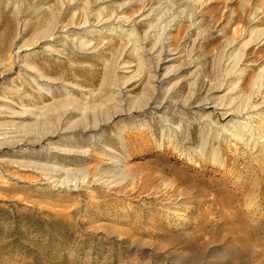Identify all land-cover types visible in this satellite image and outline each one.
<instances>
[{
	"label": "rangeland",
	"instance_id": "rangeland-1",
	"mask_svg": "<svg viewBox=\"0 0 264 264\" xmlns=\"http://www.w3.org/2000/svg\"><path fill=\"white\" fill-rule=\"evenodd\" d=\"M0 130V264H264V0H0Z\"/></svg>",
	"mask_w": 264,
	"mask_h": 264
},
{
	"label": "bare ground",
	"instance_id": "bare-ground-1",
	"mask_svg": "<svg viewBox=\"0 0 264 264\" xmlns=\"http://www.w3.org/2000/svg\"><path fill=\"white\" fill-rule=\"evenodd\" d=\"M151 1V0H150ZM152 9H150V7L149 8H142V9H140V11H139V16L138 17H141L142 19L143 18H146V19H148V18H152L154 15H155V10L153 9V7H151ZM161 9H162V7H161ZM159 13V12H158ZM105 17V16H104ZM113 17V16H112ZM170 17V16H169ZM168 17V18H169ZM106 18V17H105ZM124 18H125V16H123V15H119V14H117L113 19H115V21L116 22H118V23H121L123 20H124ZM111 19V18H110ZM110 19H108V20H110ZM192 19V18H191ZM99 20H101V21H105L104 19H99ZM112 21V20H111ZM174 22V23H173ZM172 23L173 24H175L176 23V20H174ZM192 22V21H191ZM170 24L169 25V27H168V32H170V30H171V28H172V25L173 24ZM170 39V38H169ZM154 52V51H153ZM155 53V52H154ZM176 52L172 49V47H171V44H170V41L169 40H167V41H165L164 43H162L161 44V46L160 47H158V49H157V60L155 61L156 63H155V65H154V67H153V69L150 71L151 73H150V81H149V83L151 84L152 83V86L154 87V85H153V82H154V79L155 80H157V78H161L160 76L162 75L164 78H165V75L166 74H169V73H171L170 71L171 70H173V69H170V67H171V64L175 61V59H176ZM152 62V61H151ZM152 67V66H151ZM173 72V71H172ZM162 77V78H163ZM173 77V76H172ZM167 78V77H166ZM198 78V77H197ZM171 80V79H170ZM209 80V79H208ZM159 83H158V85L159 84H161V80L159 79V80H157ZM157 81H156V83H157ZM169 81V80H168ZM163 83V82H162ZM162 86V85H161ZM152 87V88H153ZM205 87H206V85H205ZM158 89V88H157ZM160 89V88H159ZM161 90V89H160ZM153 91V90H152ZM159 91V90H158ZM172 91V90H171ZM154 92H155V90H154ZM170 92V91H169ZM168 92V95L170 94ZM156 94V93H155ZM160 94V93H159ZM167 95V96H168ZM157 96H158V98L160 97L158 94H157ZM166 96V97H167ZM171 96V95H170ZM151 98V97H150ZM163 98H164V94H163ZM168 98V97H167ZM157 97H155L154 96V98L152 99L153 101H154V103H156V104H158L157 106H161V105H165V101H162L161 100V102H158L157 100ZM171 99V98H170ZM249 99V98H248ZM149 102V101H148ZM170 102H171V100H170ZM187 102V101H186ZM175 103V102H174ZM184 103V102H183ZM150 104V103H149ZM152 104V103H151ZM172 104H170V106H171ZM175 105H177V103L175 104ZM69 106H72L73 108H78V109H86L84 106H82V103L78 100V99H76V98H69V99H67L65 102H63V103H60V106H58V108H56V110L57 109H59V108H63V107H69ZM155 106V105H154ZM168 106V105H167ZM82 107V108H81ZM88 107V106H87ZM95 107V106H94ZM166 107V106H165ZM89 109V108H88ZM244 109V108H243ZM47 110V109H46ZM170 111V110H169ZM86 112V111H85ZM176 112V111H175ZM35 113V112H34ZM39 113V112H38ZM44 114H46V112H43ZM66 117H67V121L68 122H72V123H77V122H86L87 120H86V118H85V116H82L81 118H77V119H79V120H75V117H76V111L75 110H71V109H68V112L66 113ZM108 116V119L110 118V116L109 115H107ZM256 116V115H255ZM52 117V116H51ZM200 117V116H199ZM47 118V117H46ZM45 118V119H46ZM54 118V117H53ZM52 118V119H53ZM163 118V117H162ZM50 119V118H49ZM57 119V118H56ZM107 119V120H108ZM159 119H160V117H159ZM47 120V119H46ZM45 121V120H44ZM57 121V120H56ZM205 121V120H204ZM50 122V121H49ZM49 122H47V123H49ZM95 124L97 123V122H95V120L93 121ZM46 124V123H45ZM50 125H52V123L50 124ZM241 126H242V124H241ZM47 127V126H46ZM3 128V127H2ZM5 128V127H4ZM243 128H246V126L245 127H243ZM240 129V128H239ZM249 130V129H248ZM1 131V130H0ZM2 131H3V129H2ZM46 131H47V129H46ZM4 132V131H3ZM237 132V131H236ZM235 134V133H234ZM0 135H4V133H1L0 132ZM8 135V134H7ZM5 136H3V137H0V139H2V138H4ZM240 138V137H239ZM6 139H7V137H6ZM8 140V139H7ZM3 140H1V142H2ZM15 143V142H14ZM2 146V145H1ZM6 146V145H5ZM58 151H60V152H63V153H71L73 150L71 149V148H68V147H61V148H58ZM20 164V163H19ZM11 166V165H10ZM9 171V170H8ZM57 172H55L54 174H47V181H50V182H69V181H71L69 178H66V177H63L62 176V173H60V170H56ZM59 171V172H58ZM95 175V174H94ZM86 176V175H85ZM84 176V177H85ZM69 177V176H68ZM74 177V176H73ZM91 178V177H90ZM92 179V178H91ZM91 179H90V181H91ZM94 179V178H93ZM98 180V179H97ZM81 181V180H80ZM93 182H94V180H92ZM100 181V180H99ZM70 183V182H69ZM250 244V243H249ZM247 256V255H246Z\"/></svg>",
	"mask_w": 264,
	"mask_h": 264
}]
</instances>
